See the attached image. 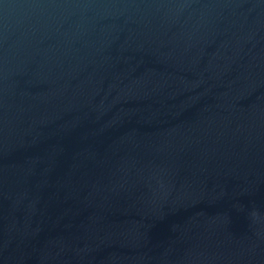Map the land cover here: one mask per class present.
<instances>
[{
  "label": "water",
  "instance_id": "obj_1",
  "mask_svg": "<svg viewBox=\"0 0 264 264\" xmlns=\"http://www.w3.org/2000/svg\"><path fill=\"white\" fill-rule=\"evenodd\" d=\"M0 264H264V0H0Z\"/></svg>",
  "mask_w": 264,
  "mask_h": 264
}]
</instances>
